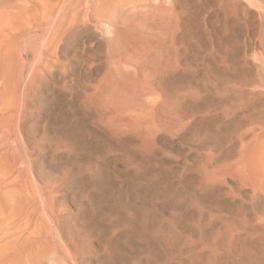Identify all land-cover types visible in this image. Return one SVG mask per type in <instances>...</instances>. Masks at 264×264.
Wrapping results in <instances>:
<instances>
[{
	"label": "rangeland",
	"instance_id": "374dc122",
	"mask_svg": "<svg viewBox=\"0 0 264 264\" xmlns=\"http://www.w3.org/2000/svg\"><path fill=\"white\" fill-rule=\"evenodd\" d=\"M247 1L264 10V0ZM2 3L0 264H117L115 253L129 255L136 248L129 241H140L141 237L147 239V246L143 255L144 247L137 246L139 251L136 248L135 253L141 258H135L133 264H219L225 250L218 248L219 240L229 236L233 240L228 248L242 247L245 236L227 226L230 218L235 219L238 203L225 200V182L214 184L215 189L222 187L211 200L205 196L209 188L205 189L202 181L190 180L198 168L206 173L220 165L225 167V155L215 153L210 164L200 155L187 158L196 144L211 143L225 132L226 68L229 64L231 72L243 68L250 53L247 45L229 37L225 4H221L220 14L212 17L207 31L202 16L191 25L189 19L180 17L186 43L181 40L177 46H163L147 41L148 57L138 70L121 67L115 71L101 65L97 54L75 56L88 39L86 31L75 43L73 53L64 50L66 53L53 57L55 63H36L33 1ZM129 13L121 14L120 19L126 20ZM186 53L188 71L180 76L193 82V90L173 93L166 86L167 79L183 73ZM155 62L159 70L147 80ZM249 73L257 76L259 71L253 67ZM108 82L113 83L110 86ZM89 84L90 89L84 92ZM200 85L205 91L199 89ZM203 91L210 93L208 103L217 113L213 111L194 122L185 117L183 105L187 98L201 97ZM163 135H169L166 139L170 143L160 140ZM86 150L90 155L84 154ZM62 161L65 165L77 161L74 169L61 168L66 173L64 178L58 172ZM76 178L82 182L79 190L70 188ZM169 185L171 188H167ZM161 191L167 202L171 199L165 213L155 202ZM97 196L102 198L99 203L94 200ZM100 214H105L103 227L98 223ZM116 240L123 241L126 249H115ZM162 256L166 259L159 261ZM250 262L245 264H256Z\"/></svg>",
	"mask_w": 264,
	"mask_h": 264
},
{
	"label": "bare ground",
	"instance_id": "6f19581e",
	"mask_svg": "<svg viewBox=\"0 0 264 264\" xmlns=\"http://www.w3.org/2000/svg\"><path fill=\"white\" fill-rule=\"evenodd\" d=\"M32 1H33V5H32L33 26L32 27L35 29L36 35L34 37V41L36 42V46H37L36 47V50H37L36 63H43V64L55 63L53 61V57L59 54L61 55V52L63 53L64 50L65 51L67 50L73 53L75 51L74 50L75 48L73 49L75 43L77 42V40H79L80 36H82L81 34L82 33L84 34L85 33L84 31H86L88 33L87 34L88 39L84 43H82L84 45L82 46L80 50H77V52L76 51L74 52L76 54L75 56L78 55L79 57L87 58V56L90 57V56H93L94 54H97L99 58L102 59L100 63L101 65H104L105 67L106 66L110 67L113 70L115 69V71L116 69H119L121 67L125 69L134 68L138 70L139 66L143 62H145L148 57L147 46L145 45L147 41L156 42L157 44H161L163 46L164 45H169V46L176 45L177 46L178 42L181 40L184 43H186L188 39L187 40L185 39L184 29L179 27L181 25L180 17L184 19L185 18L189 19V24L191 25L195 23L196 17L202 16V18L205 20V23L203 24L204 25L203 28L206 30V28L209 27L210 25V21L212 17L216 13L218 14L220 12L221 4H225L224 5L225 15L228 16V24L226 28H228L227 32L229 34V37L236 38L239 41L243 42L245 45H247L248 52L250 51V53L246 55L248 60H246L243 68H240L236 72H231L230 70L231 68L229 66L230 64L228 65V69L226 68L228 77L226 78L227 80H225L227 81L226 88H225L226 90V93H225V132L220 134L211 143L196 144L195 150L191 151L187 155V158L191 160L195 159L196 156L200 155L206 161V164H210L212 159L215 156V153H219V155L221 153L225 155V158H224L225 167L221 165L214 167L211 172H209V169L207 168L208 171L206 173L204 170L201 172L200 171L201 169L196 168L197 172L192 173L190 180L192 182L202 181L201 185H203L205 189L209 188V190H206L205 196L211 200L212 198L219 195V192H221V187H222V186H218V188L215 189L216 186H214V184L218 182V185L219 184L222 185L223 182H225L224 183L225 184V193H224L225 200L230 199L238 203L237 204L238 206L236 205L235 207V212H236L235 219L234 217H232L233 214L231 213V210L230 212L228 211L229 213L232 214V215L230 214L232 218H230V220L228 221L229 223L228 224L226 223V224L227 226L229 225L228 228L230 227L232 231H234L235 233H240L241 235L245 236V240H244L245 244H243L242 247H240L239 249L234 246L232 248H228V245L231 244L233 238L227 236L219 240L218 248L220 250L222 249H225V250L223 252L224 255L219 258L218 263L219 264H224V263L225 264H245V262L247 263V261L251 259V262H256V264H264V14H263L264 10L262 11V8L260 7L261 5L259 6L247 0H32ZM210 3L211 4L214 3L213 8L211 9L208 8V5ZM0 5L3 6V3L1 4V0H0ZM202 5L206 7H204V9L200 11V7ZM126 12H130L129 16L127 18L126 17L127 15H125V18L127 19L122 21L120 19L123 17V16L121 17V14H124ZM3 13L4 11L0 9V14L4 15ZM150 33H152V35ZM32 49L34 53L35 48L33 46H32ZM184 56L185 57L182 59V65L184 66L182 70L183 73L181 74L175 73L174 75H170L166 83L168 90L173 93H177V94H179L180 92L181 93L186 92L189 89H191V87H193V84H192L193 82L188 81L186 77L184 78L180 76V75H186L188 71L187 65L189 64L188 62L189 59L186 60L187 59L186 57H189V56L187 53L184 54ZM67 63H65L64 66L68 65ZM128 65L130 66L129 68H127ZM153 66H154L153 67L154 69L152 70L151 75L146 77L147 80L151 79L154 71L158 72L159 70L158 69L159 65L157 64V62H155ZM253 67H257L259 71L257 76H254V74L250 75L249 73ZM107 69L109 68H106V71ZM116 77L118 78V76ZM134 77L135 76H133V78ZM102 80L104 79L102 78ZM112 83L113 82L110 83V86L112 85ZM149 85H152V84H149ZM90 87H91L90 84L88 86L85 85L83 91L85 92L86 90L90 89ZM198 87H200L199 89H202V90L204 89L202 88L203 87L202 85ZM192 90L193 89H191L190 91ZM209 94L204 92V93H201V97L199 95L198 98H187L186 101L184 100L185 101L183 105L184 110L183 109L182 110H183L185 117L190 118L192 119V121L195 122L201 116L204 117L205 115L212 113L214 110L211 108L210 104L208 103ZM192 96L194 97V95ZM49 100H51V98ZM153 100H151V103H154L152 102ZM70 103H72V100L70 101ZM74 107L77 108V106H74ZM50 108L52 110L53 107H50ZM214 113H217V112L214 111ZM220 115L222 114L220 113ZM237 116H239V120L237 121V124H236L235 118ZM165 135L160 137V140L164 144H168L170 143L169 142L170 139L169 138L166 139V137L169 135H167L166 137ZM84 154L90 155L88 150H86ZM157 157L156 159H159V157L158 158ZM150 161L152 162V160ZM169 161H171V159ZM198 161L199 160L197 159V162ZM170 163L171 162H169V164ZM75 164H77V161H75L71 165H69V163L65 165L62 161V165L61 166L58 165V168H59L58 172L61 176H63L62 178H64L66 173L61 171V168L65 166L64 168L74 169L75 167L73 165ZM167 166H168V163H167ZM208 166L209 165H207V167ZM157 167L158 166H156V169ZM204 168H206V165ZM193 169H195V167H193ZM198 170L200 172H198ZM61 176H59V178ZM93 176L94 175H91L92 178ZM165 177L168 178L167 174ZM179 182L177 184H179ZM84 184H86V182H84ZM81 186H82V182L80 181V179L76 178V180H74L71 183V187L70 186L69 187L72 188L73 190H79ZM169 186L170 187H167V188H171V185ZM193 186L195 187V185ZM146 188H149V187H146ZM177 189L178 188H176V190ZM212 189H215V190H212ZM150 191L152 190L150 189ZM147 195H148L147 197H150L152 199L150 194H147ZM164 195H163V192L161 191V193L158 194V199L155 200L157 205H161V211L163 213L167 211V208L169 207L167 205L169 201L171 200L168 197L170 200H168L167 202L166 199H164L166 195L165 196ZM94 200H96L99 203L102 201V198L100 196H97ZM123 202L125 203V201ZM171 204L169 205L171 206ZM100 215L101 216H99L98 218V223H99V226L103 227L104 226L103 216L105 214H100ZM141 234H142V231H141ZM120 238H121L120 240H122L124 237H120ZM140 239H141L140 241H137L135 238H132V240L130 239L128 240H130L129 244H131L133 248L134 247L137 248L138 245H140L142 248L144 247V250L142 251V255H143L145 252L146 246H147L146 244L147 239L145 240L143 237H141ZM113 245L115 249L121 246H124L123 241L121 242L119 240L118 241L116 240L115 242H113ZM136 248L135 250H130L129 255H126V256L115 253L114 259L117 262V264H133V261L135 260V258H141V256H139L140 254L139 255L136 254L137 253ZM138 249L139 247L137 248V250ZM163 256L159 257V261H162L165 258Z\"/></svg>",
	"mask_w": 264,
	"mask_h": 264
}]
</instances>
